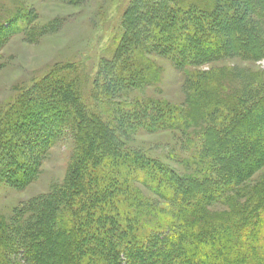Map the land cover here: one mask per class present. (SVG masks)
I'll return each mask as SVG.
<instances>
[{"label": "trees", "instance_id": "16d2710c", "mask_svg": "<svg viewBox=\"0 0 264 264\" xmlns=\"http://www.w3.org/2000/svg\"><path fill=\"white\" fill-rule=\"evenodd\" d=\"M192 1L130 3L122 38L93 77L95 107L73 65L0 106V178L15 189L35 182L51 149L72 136L64 179L11 216L0 213V264H264V68L199 69L264 60V0H243L246 15L239 4ZM22 8L0 15L1 44L11 32L36 43L60 30V18L33 27L34 10L22 16ZM144 52L182 57L175 62L192 109L127 100L158 81ZM191 124L205 132L184 174L131 144L139 131ZM218 205L227 210L214 213Z\"/></svg>", "mask_w": 264, "mask_h": 264}, {"label": "rangeland", "instance_id": "374dc122", "mask_svg": "<svg viewBox=\"0 0 264 264\" xmlns=\"http://www.w3.org/2000/svg\"><path fill=\"white\" fill-rule=\"evenodd\" d=\"M70 1L0 0L2 16L14 10L16 5L24 6L19 11L22 16L28 15L29 9H33L36 14L33 27L43 26L55 18L63 21L59 31H53L41 37L36 43L26 41L23 34L12 32L2 44L0 43V106L14 101L51 71H61L73 65L81 71L82 94L88 108L95 107L96 104L92 103L89 95L93 77L98 71L99 62L103 56L109 59L116 43L121 40L124 32L122 27L124 12L133 0H79L77 4ZM246 1L252 4L254 0ZM213 2L216 6L220 0H213ZM228 2L239 4L240 8L245 10V15L251 7V4L244 3L243 0H222L223 5ZM233 24L238 22L234 21ZM143 54L149 60H144L143 63L154 64L151 66L152 69L158 71V81L147 87L130 90L127 100L132 101L137 97L151 98L166 101L183 110L192 109L189 102L191 89L187 85L186 73L180 71L175 62V58L182 57L164 56L160 52H144ZM236 67L248 71L257 68L261 70L264 68V60L253 64L236 58L225 59L203 65L199 69L209 71L213 68L237 69ZM195 69L197 68L191 67L190 71ZM228 80L231 81L232 88H236L239 84L231 74L225 82ZM204 132V124L199 126L191 124L184 132L166 130L148 133L142 130L131 135L133 141L131 144L180 174H184L187 171L184 162L194 154L193 149L199 144ZM71 137V135H65L63 140L51 149L41 167L38 179L30 186L18 190L13 188L8 180L0 178L1 214L11 216L15 207L48 192L51 186L64 179L71 152ZM262 174L263 172L257 173L252 178V183L261 179ZM212 210L214 213L221 212L227 210V207L218 205Z\"/></svg>", "mask_w": 264, "mask_h": 264}]
</instances>
